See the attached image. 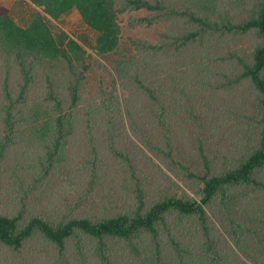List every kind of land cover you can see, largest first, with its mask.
Masks as SVG:
<instances>
[{
  "label": "trees",
  "instance_id": "16d2710c",
  "mask_svg": "<svg viewBox=\"0 0 264 264\" xmlns=\"http://www.w3.org/2000/svg\"><path fill=\"white\" fill-rule=\"evenodd\" d=\"M23 1L0 4V264H264V0Z\"/></svg>",
  "mask_w": 264,
  "mask_h": 264
},
{
  "label": "rangeland",
  "instance_id": "374dc122",
  "mask_svg": "<svg viewBox=\"0 0 264 264\" xmlns=\"http://www.w3.org/2000/svg\"><path fill=\"white\" fill-rule=\"evenodd\" d=\"M13 2H21V5L24 7V10L31 11L32 6L28 3H25L23 0H0V4L4 6H9ZM76 9H72L68 14L60 17L57 20V23L71 33H80L79 31L82 30V20L79 16H77ZM56 22V21H55ZM126 34L132 36H145L151 38L152 33L149 30H139V32L123 27Z\"/></svg>",
  "mask_w": 264,
  "mask_h": 264
}]
</instances>
